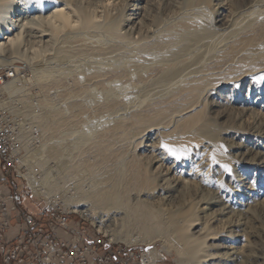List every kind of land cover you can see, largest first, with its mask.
Returning <instances> with one entry per match:
<instances>
[{
  "label": "bare ground",
  "instance_id": "1",
  "mask_svg": "<svg viewBox=\"0 0 264 264\" xmlns=\"http://www.w3.org/2000/svg\"><path fill=\"white\" fill-rule=\"evenodd\" d=\"M119 1L0 0V65L21 60L37 80L47 81L66 73L123 69L138 80L128 85V96L127 88L93 84L81 93L90 104L124 96L126 102L115 108L120 116H130L132 107L147 101H176L177 112L165 115L171 122L147 127L137 143L145 186L133 185L126 151L114 163L82 168L85 158L78 156L96 139L93 124L73 127L70 141L66 137L61 147L54 142L59 148L48 154L42 146L46 157L42 153L40 161L29 153L32 166L43 170L50 193L65 194L69 181L72 188L78 182L74 194H65L68 201L91 220L87 210L99 213L96 224L113 239L121 238L112 227L138 223L147 237L156 233L176 249L177 264H264V232L251 224L264 209V0H128L133 5L123 8L129 17L113 16ZM66 30L110 47L72 49L58 35ZM23 33L26 40L20 42ZM37 42L45 56L56 52L55 57L34 64L29 53ZM53 59L67 60L66 67L57 69ZM15 83L5 86L11 96L20 91ZM108 114L100 117L103 124L111 120ZM46 120L40 122L49 129ZM164 145L179 151V158ZM51 159L55 168L47 165ZM125 241L141 242L139 236Z\"/></svg>",
  "mask_w": 264,
  "mask_h": 264
},
{
  "label": "built area",
  "instance_id": "2",
  "mask_svg": "<svg viewBox=\"0 0 264 264\" xmlns=\"http://www.w3.org/2000/svg\"><path fill=\"white\" fill-rule=\"evenodd\" d=\"M27 75L16 62L0 65V264H167L150 246L113 239L65 194L47 190L28 157L42 147L30 121L40 109L23 114V99L5 90L12 81L27 87Z\"/></svg>",
  "mask_w": 264,
  "mask_h": 264
},
{
  "label": "rangeland",
  "instance_id": "3",
  "mask_svg": "<svg viewBox=\"0 0 264 264\" xmlns=\"http://www.w3.org/2000/svg\"><path fill=\"white\" fill-rule=\"evenodd\" d=\"M129 3H131V5H133L132 2L131 1L129 2L128 0H120L118 3H116L114 9H112L113 10L112 11L113 16H115V13L119 14V12H120V14H122L124 17H127V16L129 17V15H128L129 14L128 9L130 8ZM123 7L128 8V9H124ZM118 8L120 9V11H118L119 10ZM63 32L62 31L58 32L59 38H61L60 40H62L63 38L64 39L66 38L64 41L67 40L68 42L64 43V45H67L69 47L72 46V49H75V50L80 48L83 51H85V50L86 51H96V50L102 51V50H106L110 47V46H104L100 43L94 44L95 42L93 43L92 41H90V39L84 37L83 35L74 36L72 34H70V35L66 34V33H68V30H66L64 33ZM260 35L261 34H259V36ZM59 38H57V39L59 40ZM24 39L26 40V37L23 33L19 37L18 41L24 42ZM82 39H83V41H81ZM116 39H117L116 41H118L119 38H116ZM76 40H79L80 43ZM62 41H59L58 43L61 44ZM89 45H92V46H89ZM97 47H98V49H97ZM6 48L8 49L9 46H7ZM34 48H36V50H34V53L33 52L29 53V56H33L34 64L36 63V64L40 65L43 63V60H45L44 59L45 57L54 58L56 55V52H51L52 55H51V53H49L48 55L45 56L43 46L42 45L40 46V44L38 42L36 44H34ZM35 56H36V58H35ZM53 61H54L53 64L55 66L51 62H50V64H52L54 67H56L59 70L63 69L67 65V60H65V59H62L60 61H56V59H53ZM14 62L17 63V66H25L27 68V74H28L27 75L28 85H27V87L25 86L26 88L20 86L18 84V82L13 84V86L16 89H20V91H18L19 94L18 93L17 94L20 95V97L23 99V101L25 103V107H24V110L22 111V113L23 114L25 113L26 115L30 114V116H33V113H34L33 107L36 106V107H39V109H40V112L38 113L39 116H34V117H32V119H30V121L32 123L38 125V128L40 130L39 131V134H40L39 137L41 138L40 141L42 144L41 146H43V150L40 149L36 152H34V151L30 152L32 154H36L34 156L37 158L38 161H40V158L43 159L44 155L48 154L47 152H49L50 150H52V149L54 150V148L56 149V148L61 147V145H65L63 143H65L66 137H67L66 143H68L70 141L69 139L71 138L70 137L71 131H72L71 129H74L73 127H77V128H79V127L83 128L84 127L85 128V126L89 127L88 124L90 125V127L93 125H95V127H96L98 125V127H97L98 129H96V139L94 141H90L88 143L89 145L87 144L88 146L85 145V147L83 148V152L85 154L84 153H82V154H84L85 157L82 154L80 156V153H79V156H78L79 158H81V157L85 158L84 165H81L82 168H83V166H85V167L90 166L91 167L93 164H96V165L95 166L93 165L92 167H96V166L99 167L101 164L106 165V164L114 163L119 159L121 154L128 152V153H130L129 154V156L131 157L130 160L132 159L130 162V169H131V167H132V170L134 169L131 172V177H132L131 180H133V185H136L135 188H137V189H138V187L140 188L141 186L142 187L145 186L144 182L146 181V174L144 173L145 171H144L143 167H141L142 166V163H141L142 158H141V156H139L140 151H138V149L136 150L137 143H139L141 141V139L143 138V136H144L143 132L145 129H147V127L162 124L161 122H163V120H166V122L164 121L163 124H167L168 121H169V123L171 122V120L168 119L167 116H165V115L169 116V115L177 112V110L179 109V106H178V103L176 101L170 100V99H162V101L161 100H157L156 102L152 101L153 104L151 102L147 101V102H144L142 104H138V107L137 106L132 107L130 109L131 110L130 116H128V115L127 116H120V115H117L119 112L118 113H117V111L115 112V108H117L120 104H123L124 102H126L127 98H124V96L117 97L118 100L117 99L115 100V98H112L114 100H112V99L111 100L96 99L95 102L90 104L85 100V98L83 97V95L81 93H82V90L84 91V89L88 88L89 86H90V88H92L91 86L94 85L93 87H95L97 89H103V88L109 87V86L110 87H116L117 89L120 87L118 90H121L122 92L126 91L124 95L129 94L130 90L132 89L130 87L131 86L134 87L135 84L138 83V80H137V78L132 76L130 73L128 75V72H125L123 69H107L104 71L102 70L103 72L101 71L100 74H99V71H94L92 73L90 72L91 74L87 73V75L81 74V76L80 75L78 76L77 73H66V74H62L60 76L56 75V77L54 79H48V81H47V79L46 80H37L34 77V72H33L32 67L25 65L23 63V61L17 60ZM63 63L65 64V66ZM61 65H63V66L61 67ZM93 74H95V75H93ZM97 76H99L100 78ZM101 76H103V77H101ZM95 77H96V79H99L100 82H98V80H96ZM105 77H107V78H105ZM129 77H130V79H128ZM124 78H126L128 80H126ZM108 80L110 81V84L107 83V82H109ZM104 82L107 83L106 84L107 86L104 85L105 84ZM99 83H100V85H99ZM111 83L113 86H111ZM80 85L82 87L84 86V88H82ZM128 85L129 86L131 85V86L129 87ZM124 88H127V90ZM123 89H124V91H123ZM247 89H248V87H246L244 89L242 95H245L247 93ZM121 91H119V92H121ZM25 110L28 113H26ZM110 111H112V112H110ZM168 112H169V114H168ZM170 112H172V113H170ZM108 113H110L111 120H109L110 122L107 121V123L105 121V124L107 125L106 126L105 124H103V122H101V118L102 117L107 118L109 115ZM163 113H164V115H163ZM85 116H86V118H85ZM163 116H165V117H163ZM92 118H94V119H92ZM87 119H88V121H87ZM112 119L113 120L115 119V120L112 121ZM167 119H168V121H167ZM44 120L48 121L49 125H51L49 129H46L42 126L40 121L43 122ZM92 120H94V121L90 124V122ZM95 120H97L98 123ZM140 120H141V122H140ZM190 121H191V119H189V122ZM100 125L101 126L103 125V126L101 127ZM141 128H144V129H141ZM60 132L62 134H60ZM135 132L136 133L139 132L140 134L142 133L141 137L139 136V133L136 134ZM58 134H60V136ZM26 136L28 137L29 135H26ZM139 138H140V141H139ZM54 142H56L57 144L59 142L60 146L58 145L59 147H55V146H57V144ZM44 149H46V151ZM41 150L44 151L45 154ZM47 150H49V151H47ZM123 151H126V152H123ZM45 157H46V155H45ZM138 160L140 161L141 164H138L139 163ZM131 164H132V166H131ZM47 165H49L50 167L54 166L53 168H55L56 162L51 159L48 161ZM142 170L144 172H142ZM55 172H54L53 177H56ZM250 175H251V178H254L255 172L253 171ZM134 182H135V184H134ZM68 185L73 186V183L69 181ZM80 185H82V186L85 185L84 187L86 188L85 190H87V191L91 190L89 185L88 184L86 185L85 182H82V184H80ZM72 186L68 187V188L66 187V190H65L66 195L74 194V191H76L75 188H77L79 186V183L75 182V184H74L75 188L74 187L72 188ZM63 192H64V190H63ZM61 193H62V191H61ZM82 203L86 204L87 202H82ZM78 207H76V208H78ZM83 210H87V209H83ZM87 211H89L91 213L92 220L95 223H98V221L100 219H99V216H96V215H98L99 213H97V212L92 213L90 210H87ZM77 219H78L77 217H74L73 222H75ZM252 220L253 221H251L252 222L251 224L254 227L255 231L263 234V232H264V209H263V211L261 210V212L255 216V218H252ZM136 221H137V218H136ZM119 222H118V224L116 222V225H114V226L120 225ZM112 229H114V232L116 233V238L117 237L121 238V239H115V240L127 243L125 241L126 239H133L134 237L139 236V239L141 240V242L139 241L138 245L147 246V247L148 246L154 247V251L159 252L158 254L163 255L165 257L167 264H177L176 260L178 258V254H177L176 249L173 246L168 247V243L165 242L166 240L156 233L150 234L149 237H147L148 235H146V232L144 231L142 226L139 225L138 223L137 224L132 223L129 225L124 224L123 227H119V226H118V228L112 227ZM257 241H260V239H258ZM127 244H129V243H127ZM133 244H135V243H133ZM259 245L261 247V248L259 247V249L261 250L262 249L261 242H259Z\"/></svg>",
  "mask_w": 264,
  "mask_h": 264
},
{
  "label": "snow or ice",
  "instance_id": "4",
  "mask_svg": "<svg viewBox=\"0 0 264 264\" xmlns=\"http://www.w3.org/2000/svg\"><path fill=\"white\" fill-rule=\"evenodd\" d=\"M262 79H264V77H262ZM165 148H168V150L172 153V155L176 156V158H179L180 156V152L177 151L176 149L170 148L168 145H164ZM225 168L227 169V166H225Z\"/></svg>",
  "mask_w": 264,
  "mask_h": 264
},
{
  "label": "water",
  "instance_id": "5",
  "mask_svg": "<svg viewBox=\"0 0 264 264\" xmlns=\"http://www.w3.org/2000/svg\"><path fill=\"white\" fill-rule=\"evenodd\" d=\"M146 249H148V247H146Z\"/></svg>",
  "mask_w": 264,
  "mask_h": 264
}]
</instances>
